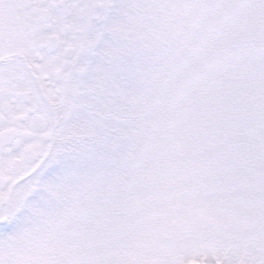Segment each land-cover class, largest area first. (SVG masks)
Instances as JSON below:
<instances>
[{"label": "snow or ice", "instance_id": "snow-or-ice-1", "mask_svg": "<svg viewBox=\"0 0 264 264\" xmlns=\"http://www.w3.org/2000/svg\"><path fill=\"white\" fill-rule=\"evenodd\" d=\"M0 264H264V0H0Z\"/></svg>", "mask_w": 264, "mask_h": 264}]
</instances>
